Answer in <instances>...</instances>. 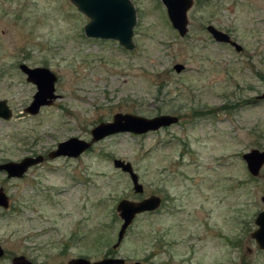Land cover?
Here are the masks:
<instances>
[{
  "label": "rangeland",
  "instance_id": "374dc122",
  "mask_svg": "<svg viewBox=\"0 0 264 264\" xmlns=\"http://www.w3.org/2000/svg\"><path fill=\"white\" fill-rule=\"evenodd\" d=\"M131 1L134 48L125 50L85 36L88 18L70 0H0V99L12 111L0 118V163L44 156L20 178L0 170L9 199L0 207V264L16 255L34 264H264L250 236L264 209V165L253 176L242 158L264 150V99L256 98L264 93V0H194L183 37L161 0ZM208 24L243 51L215 42ZM19 63L56 75L57 98L36 114L25 111L36 86ZM115 113L178 115L181 123L115 133L77 157L47 156L71 136L90 140L91 128ZM114 158L131 163L142 193ZM152 194L159 208L136 215L113 248L118 201Z\"/></svg>",
  "mask_w": 264,
  "mask_h": 264
},
{
  "label": "water",
  "instance_id": "95a60500",
  "mask_svg": "<svg viewBox=\"0 0 264 264\" xmlns=\"http://www.w3.org/2000/svg\"><path fill=\"white\" fill-rule=\"evenodd\" d=\"M75 7L82 12L88 21L83 26L85 36L90 38L112 39L125 49L132 50L134 42L132 40L133 27L136 22V11L131 0H70ZM165 7L167 17L171 26L177 31L180 37H183L188 31L187 11L193 4V0H161ZM207 32L213 40L218 43H229L236 50L242 47L236 41L232 40L230 34L214 25L206 26ZM19 69L25 73L26 80L36 86V91L32 95L31 102L25 107V111L30 114H36L41 106L50 105L57 98L55 93L56 75L47 67L35 66L29 67L25 63H19ZM184 65L175 63L173 69L179 73ZM259 98L264 97L262 93ZM12 115L11 109L6 104V100L0 99V118L9 119ZM177 116L171 114H159L152 117H144L131 113H115L111 121L99 122L90 130V140L71 136L58 142L54 149L48 152L49 158L60 156L77 157L86 151L91 145L103 139L106 136L119 133L131 132L134 134H144L150 131H156L170 126L177 121ZM242 158L246 162L248 172L253 176H258L264 165V150L253 148L243 153ZM43 160L41 154L32 156L27 155L19 161L8 160L0 163V170L6 172L7 177L20 178L31 167ZM113 166L129 175L132 183V189L135 193H142L143 186L139 182L137 173L133 170L130 162L119 158L113 159ZM264 177V174H263ZM264 202V193L260 197ZM161 204V198L158 195H149L140 200L134 201L121 199L116 204V211L120 217L121 224L117 231L116 242L113 248H116L126 233L128 226L132 223L136 215L143 212L155 211ZM9 206L8 196L0 188V207ZM256 229L252 231L253 238L260 249H264V210L257 213L254 219ZM4 254V249L0 245V256ZM124 260L120 257H104L99 260L90 261L84 257L71 259L68 264H123ZM11 264H34L24 255H16L11 258ZM134 264H141L134 262Z\"/></svg>",
  "mask_w": 264,
  "mask_h": 264
},
{
  "label": "flooded vegetation",
  "instance_id": "af4514ba",
  "mask_svg": "<svg viewBox=\"0 0 264 264\" xmlns=\"http://www.w3.org/2000/svg\"><path fill=\"white\" fill-rule=\"evenodd\" d=\"M193 2H194V0H193ZM223 31V30H222ZM177 32V31H176ZM228 33V32H227ZM178 34V33H177ZM229 34V33H228ZM211 36V35H210ZM231 36V35H230ZM213 39V38H212ZM109 40H111V39H109ZM232 40H233V38H232ZM234 41H236V40H234ZM237 42V41H236ZM118 43V42H117ZM218 43V42H217ZM238 43V42H237ZM221 44H224V45H229V46H231L232 48H234V46H232L231 44H229V43H221ZM239 44V43H238ZM241 45V44H240ZM121 46V45H120ZM122 48H124L123 46H121ZM241 47H242V49L241 50H236L235 48V50H236V52H242L243 51V46L241 45ZM125 49V48H124ZM125 50H128V49H125ZM256 98L257 99H264V97H261V98H259L258 97V95L256 96ZM195 113H199L197 110H195ZM207 113V112H206ZM178 116V115H177ZM178 122H180L181 123V118L178 116V119H177V121L174 123V124H177ZM32 156H35V154H31ZM36 155H38V154H36ZM43 156V155H42ZM60 157H62V156H60ZM43 158H44V156H43ZM263 167V166H262ZM263 174H264V172H263ZM264 203V202H263ZM264 210V209H263ZM260 211H262V210H260ZM260 211H258V212H260ZM257 212V213H258ZM257 215V214H256ZM255 215V216H256ZM254 219H255V217H254ZM254 222V221H253ZM255 224V223H254ZM254 229H256V225H255V228Z\"/></svg>",
  "mask_w": 264,
  "mask_h": 264
}]
</instances>
